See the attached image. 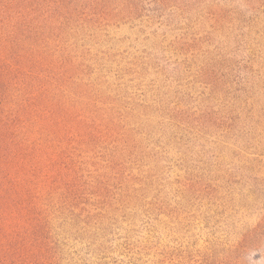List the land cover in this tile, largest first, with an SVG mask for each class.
Instances as JSON below:
<instances>
[{"label":"rangeland","instance_id":"374dc122","mask_svg":"<svg viewBox=\"0 0 264 264\" xmlns=\"http://www.w3.org/2000/svg\"><path fill=\"white\" fill-rule=\"evenodd\" d=\"M0 264H264V0H0Z\"/></svg>","mask_w":264,"mask_h":264}]
</instances>
